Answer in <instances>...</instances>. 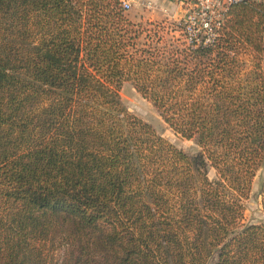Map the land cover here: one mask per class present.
I'll list each match as a JSON object with an SVG mask.
<instances>
[{
  "label": "trees",
  "instance_id": "16d2710c",
  "mask_svg": "<svg viewBox=\"0 0 264 264\" xmlns=\"http://www.w3.org/2000/svg\"><path fill=\"white\" fill-rule=\"evenodd\" d=\"M125 83L201 151L129 113ZM262 168L264 4L197 46L121 0H0V264H264L243 224Z\"/></svg>",
  "mask_w": 264,
  "mask_h": 264
},
{
  "label": "rangeland",
  "instance_id": "374dc122",
  "mask_svg": "<svg viewBox=\"0 0 264 264\" xmlns=\"http://www.w3.org/2000/svg\"><path fill=\"white\" fill-rule=\"evenodd\" d=\"M132 9L126 11L128 18L134 23L146 21L178 23L181 17L179 8L167 1L150 0L153 8L147 9L142 0H130ZM179 37V32L172 33ZM121 101L123 107L132 115L151 125L157 134L168 140L177 148L191 156L197 155L201 149L193 140H187L177 135L163 120L160 113L149 101L145 100L131 83H125L121 89ZM209 178L215 179L214 169L209 170ZM264 179V168L260 169L254 179L249 198L244 202L245 213L243 224H264V211L261 205L260 187Z\"/></svg>",
  "mask_w": 264,
  "mask_h": 264
},
{
  "label": "built area",
  "instance_id": "2783aa9c",
  "mask_svg": "<svg viewBox=\"0 0 264 264\" xmlns=\"http://www.w3.org/2000/svg\"><path fill=\"white\" fill-rule=\"evenodd\" d=\"M147 9L153 8L152 1L142 0ZM176 5L181 11L179 23L184 27L188 42L194 45H212L219 36L230 9L238 4L262 3L264 0H161ZM126 11L132 9L130 0H121Z\"/></svg>",
  "mask_w": 264,
  "mask_h": 264
}]
</instances>
